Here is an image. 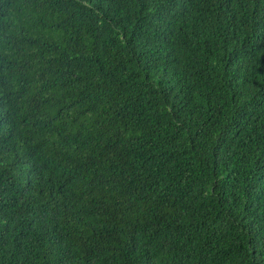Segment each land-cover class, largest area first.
I'll list each match as a JSON object with an SVG mask.
<instances>
[{"label":"trees","instance_id":"trees-1","mask_svg":"<svg viewBox=\"0 0 264 264\" xmlns=\"http://www.w3.org/2000/svg\"><path fill=\"white\" fill-rule=\"evenodd\" d=\"M0 264H264V0H0Z\"/></svg>","mask_w":264,"mask_h":264}]
</instances>
